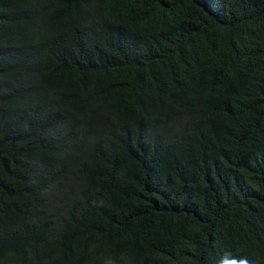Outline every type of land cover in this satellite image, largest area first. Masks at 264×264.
Returning <instances> with one entry per match:
<instances>
[{
	"label": "trees",
	"instance_id": "1",
	"mask_svg": "<svg viewBox=\"0 0 264 264\" xmlns=\"http://www.w3.org/2000/svg\"><path fill=\"white\" fill-rule=\"evenodd\" d=\"M264 264V0H0V264Z\"/></svg>",
	"mask_w": 264,
	"mask_h": 264
},
{
	"label": "clouds",
	"instance_id": "2",
	"mask_svg": "<svg viewBox=\"0 0 264 264\" xmlns=\"http://www.w3.org/2000/svg\"><path fill=\"white\" fill-rule=\"evenodd\" d=\"M221 264H223V261H221ZM231 264H250V261L247 257H237V258H234L232 261H231Z\"/></svg>",
	"mask_w": 264,
	"mask_h": 264
}]
</instances>
